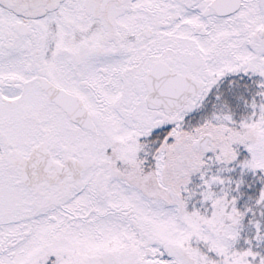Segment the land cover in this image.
<instances>
[{
	"label": "snow or ice",
	"instance_id": "snow-or-ice-1",
	"mask_svg": "<svg viewBox=\"0 0 264 264\" xmlns=\"http://www.w3.org/2000/svg\"><path fill=\"white\" fill-rule=\"evenodd\" d=\"M0 264H264V0H0Z\"/></svg>",
	"mask_w": 264,
	"mask_h": 264
}]
</instances>
